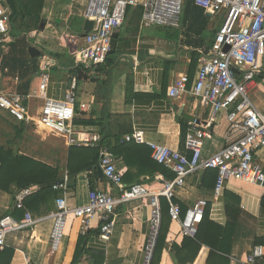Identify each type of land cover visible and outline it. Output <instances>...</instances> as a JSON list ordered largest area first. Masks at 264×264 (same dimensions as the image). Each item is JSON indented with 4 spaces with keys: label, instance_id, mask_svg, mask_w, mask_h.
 I'll return each instance as SVG.
<instances>
[{
    "label": "crops",
    "instance_id": "1",
    "mask_svg": "<svg viewBox=\"0 0 264 264\" xmlns=\"http://www.w3.org/2000/svg\"><path fill=\"white\" fill-rule=\"evenodd\" d=\"M86 1L45 2L40 12L41 27L30 32L14 31L11 23L0 52V93L33 95L40 84L43 67H47L49 82L43 98L63 101L75 79V118L86 114L82 116L84 120L99 121L110 136L111 143L118 140L119 144L145 147L154 143L190 156L185 149L186 136L203 131L210 138L203 139L202 155L208 157L220 151L227 127L225 114L212 117L209 106L192 97L190 91L197 81L200 54L206 53L204 48H195L194 44L199 38L208 43L221 19L204 12L209 21L200 37L186 33L181 21L178 29L168 28L176 31V37L173 33L163 32L158 26L140 28V13L131 9L123 26L112 36L108 64L93 67L88 66L82 52L84 34L88 32L84 31L86 20L83 18ZM5 4L9 8L7 0ZM31 46L38 51L34 57L28 53ZM197 55L195 64L193 58ZM77 67L83 68L82 75L85 77L79 78L75 74ZM183 75L188 77L186 93L169 98L168 89ZM259 83L256 79L250 85L253 102L249 99L258 111L264 113V89ZM43 98L27 100L33 123L18 122L0 108V115L3 116H0V124L11 128L9 132L16 137H24L28 151L33 150L29 149V137L35 139L39 146L36 153L40 156L37 161L59 170V180L55 184L65 178L66 204L70 209L83 206L90 191H109L117 196V189L99 177L98 167L68 175L67 150L71 146H67L62 139L56 138L65 146L63 163H59L58 154L51 162L44 160L49 155L46 139L49 135L37 118ZM174 107L182 109V113L193 117L196 123L178 117ZM100 125L80 128L99 135ZM183 128L186 130L184 139ZM127 136L131 137L129 142L125 141ZM117 159L116 168L122 174L125 187L140 181L148 183L147 178L130 177L129 173L135 172L128 170L121 157ZM254 159L264 169V148L255 153ZM72 164L74 169L80 166L75 160ZM205 172L187 177L185 186L176 190L175 202L184 213L197 200L204 199L210 203L211 221L222 227L235 222V227L229 238L228 252H214L202 246L195 259L186 264H220L221 257L230 264L233 260H243L254 246L264 249V242L260 241L264 240V183L230 180L224 184L221 196L213 200L212 180L207 181L204 187ZM158 176L161 175L156 174L154 178ZM152 185L158 187L156 182L149 186ZM31 186L37 187L38 191L24 202V210L14 209L16 188L12 187L9 192L0 191V218L10 214L20 221L27 212L38 221L6 237V246L0 252V264H72L80 251L76 264H142L151 218L147 199L121 203L116 207L112 232L107 240L100 236V222L96 217L90 221L86 236H81L80 222L68 216L62 242L52 253V221L47 217L57 211L56 199L63 193L53 189L42 193L37 185ZM183 239L178 223L169 220L165 246L157 264H176L172 259L171 246L180 247ZM257 239L260 241L258 244Z\"/></svg>",
    "mask_w": 264,
    "mask_h": 264
},
{
    "label": "built area",
    "instance_id": "2",
    "mask_svg": "<svg viewBox=\"0 0 264 264\" xmlns=\"http://www.w3.org/2000/svg\"><path fill=\"white\" fill-rule=\"evenodd\" d=\"M183 2L184 0H87L83 18L92 22V28L83 38L85 47L82 52L86 63L88 66L104 65L111 51L112 36L123 26L128 8L141 9L140 28L158 26L178 29ZM194 5L206 14L221 19L210 50L200 54L197 81L190 94L209 106L212 117L225 114L227 127L224 146L217 153L204 157L203 139H209L210 136L203 131L188 133L186 136L185 149L190 156L163 145L149 143L151 159L171 171L174 176L170 180L161 176L154 178L157 188L153 187L154 184L125 187L122 174L116 168L118 159L100 145V136L73 125L75 79L63 101L43 98L49 82L47 67H43L40 84L33 95L0 93V108L21 123H33L27 100L43 98L37 118L48 135L64 140L67 146L98 149L97 167L108 185L118 191L117 196L109 191H90L83 206L70 209L66 204L65 178L63 182L53 185L54 191L63 194L56 199L57 211L47 217L52 221V253L58 250L62 242L68 216L80 222L81 236H86L90 221L96 217L100 222V236L107 240L112 232L116 207L121 203L147 199L151 218L142 264H151L161 223V199L166 200L168 217L171 222L178 223L183 238H194L197 234L208 202L199 199L184 213L180 205L174 202L176 190L185 186L187 177L200 171L215 170L217 177L213 200L221 196L224 184L230 180L250 184L264 183V169L254 159L255 153L264 148V113L258 111L248 97L250 85L256 79L264 89V0H194ZM10 16L11 11L5 0H0V52L11 29ZM187 83V75L179 77L168 89V97L175 98L180 93H186ZM130 140L131 137L125 138L127 142ZM36 191L38 188L35 186L16 191L14 209L24 210L25 200ZM37 222L27 212L20 221H16L10 214L2 216L0 252L5 248L9 234L31 227ZM230 264H264V249L259 245L254 246L243 260H233Z\"/></svg>",
    "mask_w": 264,
    "mask_h": 264
},
{
    "label": "trees",
    "instance_id": "3",
    "mask_svg": "<svg viewBox=\"0 0 264 264\" xmlns=\"http://www.w3.org/2000/svg\"><path fill=\"white\" fill-rule=\"evenodd\" d=\"M52 0H7L9 8L11 10L10 25L13 24L14 31L30 32L31 29H38L41 27L40 12L42 11L45 2ZM132 8H128L127 15L130 13ZM141 14V9L136 8ZM139 14V16H140ZM183 27L186 33L195 34L198 37L205 31L209 18L199 8L194 5V0H184L182 8ZM163 32L173 33L177 37L176 31H172L167 27H160ZM217 32L214 30L212 37L208 43H205L202 39H198L195 43V48H204L206 53L210 50L214 36ZM109 56V54H108ZM108 56L104 65L108 64ZM195 59V60H194ZM194 63L198 61V55L194 57ZM93 66V67H100ZM83 68L77 67L75 74H78L79 78L83 77ZM85 77V76H84ZM77 117L73 120V125L76 127H88L98 126L99 121L84 120L82 116ZM101 127V125H100ZM186 130L182 129V137L185 138ZM100 145L106 146L108 150L117 157H121L123 162L126 164L129 171L135 173H129L130 177L137 176L139 179L142 177L147 178V184L155 182L154 176L156 174L161 175L164 179H172L173 173L163 166L157 164L150 158V150L145 146H136L134 144H119L118 140L111 143V138L105 133V129L101 127L100 132ZM67 169L68 175L78 174L87 169L97 168L99 160V150L91 148H77L71 146L67 150ZM75 160L80 164L78 168L72 167V161ZM59 170L44 165L36 159L24 156L20 153H15L11 149H8L0 145V191L9 192L12 187L17 190L30 187L31 185H37L39 191L42 193L50 192L53 185L59 180ZM128 177V175H127ZM217 172L215 170H207L205 172L204 187L209 180H212L211 188H214L216 182ZM140 181L137 184H143ZM232 197V196H231ZM27 201V199L25 200ZM175 202V200H174ZM161 205V223L157 238L156 247L153 254L151 264H157L162 248L165 246V236L167 225L169 222L168 217V204L165 199L160 200ZM182 211V210H181ZM210 203H207V207L204 210L202 221L197 229V234L194 238H184L181 246H171L173 254L172 259L176 264H186L193 261L201 249L202 246H207L214 252H228V243L230 235H232L235 227V222L229 223L224 227L217 225L210 220ZM167 220V223H166ZM261 242L264 240H260ZM256 240L257 244L260 242ZM186 251L181 254L182 251ZM214 255V253H211ZM81 256V251L75 256L72 264H76ZM228 260L221 257L220 264H228Z\"/></svg>",
    "mask_w": 264,
    "mask_h": 264
},
{
    "label": "rangeland",
    "instance_id": "4",
    "mask_svg": "<svg viewBox=\"0 0 264 264\" xmlns=\"http://www.w3.org/2000/svg\"><path fill=\"white\" fill-rule=\"evenodd\" d=\"M249 98L253 102V95L250 93H249ZM1 117L3 118V116ZM9 130H11V128H9L7 125L5 126L4 124L2 125L0 124V145L1 146L11 149L15 153H20L24 156H27V157H30L36 160L40 158V156L37 155L36 153L37 147L39 146L36 145L34 138L30 139L31 137H29V140H30L29 149L32 148L33 150L28 151L25 148L26 139L24 137H22V139L16 137L15 134L10 133ZM46 139H47V144L49 146V155H48V158L44 160H48V162H51V160L54 159L58 154L59 163L62 164L63 163L62 157H63L64 148H65L64 144L62 143V141L57 140L56 138L52 136H48ZM39 150L40 149H38V151Z\"/></svg>",
    "mask_w": 264,
    "mask_h": 264
},
{
    "label": "water",
    "instance_id": "5",
    "mask_svg": "<svg viewBox=\"0 0 264 264\" xmlns=\"http://www.w3.org/2000/svg\"><path fill=\"white\" fill-rule=\"evenodd\" d=\"M91 28H92V22H90V21H85V23H84V31L86 32V31H90L91 30ZM84 36H85V34H84ZM228 48H226V50H227ZM28 53H29V55L31 56V57H34L35 55H37V53H38V51L35 49V47H29V49H28ZM174 109L177 111V116L178 117H181L182 119H184V120H186V121H188V122H190V123H196V121H195V119L193 118V117H191V116H189V115H187V114H183L182 113V109H179V108H177V107H174ZM98 175H99V177L100 178H102L103 177V175H102V172H101V170H99L98 169Z\"/></svg>",
    "mask_w": 264,
    "mask_h": 264
}]
</instances>
